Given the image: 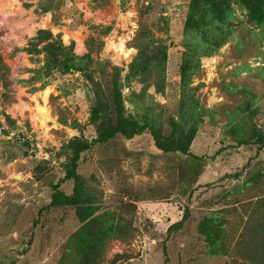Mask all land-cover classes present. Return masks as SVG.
I'll use <instances>...</instances> for the list:
<instances>
[{
	"label": "rangeland",
	"instance_id": "obj_1",
	"mask_svg": "<svg viewBox=\"0 0 264 264\" xmlns=\"http://www.w3.org/2000/svg\"><path fill=\"white\" fill-rule=\"evenodd\" d=\"M190 1L0 0V54L14 97L12 103L0 101V120L9 131L0 129V264H77L81 224L74 209L43 208L52 186L65 177L70 143L97 135L89 122L94 82L81 72H56L43 85L33 71L43 66V56L31 57L25 48L41 29L61 35L65 45L73 42L79 56L91 48V79L111 96L110 73L118 67L124 115L139 123L153 120L169 135L170 120L181 121L182 54L188 46L204 48L199 36L184 31ZM223 14L211 33L220 27L225 41L199 58L189 84L187 98L198 102L200 120L191 155L160 151L149 131L131 139L119 134L82 155L79 173L96 195L97 210L134 219L131 237L111 240L101 264H165L164 250L167 264H249L233 254L248 251L251 242L234 246L255 208L246 211L247 202L264 193V147L238 146L236 140L264 135V25L252 21L237 0H229ZM143 38L163 39L168 47L163 92L127 79ZM122 42L131 51L127 57ZM4 114L15 120L13 130ZM62 188L71 194L74 184L66 181ZM187 210L184 227L168 234ZM219 211L226 221L211 224ZM220 223L226 244L234 240L230 250L213 255L202 230L212 232Z\"/></svg>",
	"mask_w": 264,
	"mask_h": 264
},
{
	"label": "trees",
	"instance_id": "obj_2",
	"mask_svg": "<svg viewBox=\"0 0 264 264\" xmlns=\"http://www.w3.org/2000/svg\"><path fill=\"white\" fill-rule=\"evenodd\" d=\"M229 0H191L188 10V15L185 21V33H194L204 42L203 50H198L193 46H188V49L182 54V62L180 66L181 73V89L182 101L180 120H170L171 133L166 135L163 128L155 124L153 120H147L145 123H139L134 119L128 118L123 113L122 88L123 82L118 67H113L111 76L112 93L107 96L100 82L91 79L90 75V60L91 48L89 53L79 56L75 52V44L65 45L61 35H54L53 32L46 29L38 31L37 35L31 40L25 51L31 57L41 59L40 63L43 66L38 70H33L38 73V80L43 82V85L49 84V77L54 73L72 74L81 72L88 80L94 82L93 103L90 109L89 122L97 130V135L93 140L74 139L70 145V157L66 164L65 177L60 179L52 186V195L50 203L43 208L47 212L58 209L71 207L75 211L78 222L81 224L76 231L75 237L77 240L76 254L77 264H101L108 243L111 240H126L128 232L132 231L134 219L124 218L117 211H100L97 210L96 195L88 186L87 180L79 173V163L82 155L90 151L96 144L106 143L115 136L121 134L124 137L131 139L137 135H141L149 131L157 149L164 153H182L189 155L191 153V145L198 133L200 120L197 117L198 102L190 95L189 84L191 77L197 74L200 69V57L211 55L218 50L225 41L222 30L212 34V23L218 22L224 17L223 9ZM237 2L247 11L249 18L264 25V0H237ZM224 20H222L223 22ZM148 37L147 35H145ZM143 40L137 44L138 53L130 67L128 80L139 79L147 88L155 86L158 92H163L166 87V71L168 61V47L163 39L151 38L148 41ZM10 69L4 58L0 54V101L5 103L14 102V97L11 93ZM194 101V102H193ZM6 125L13 130L15 120L4 114ZM4 125L0 120V129ZM3 132L8 135L9 131L3 129ZM238 146L259 145L264 147V135L260 132L254 133L249 137L237 139ZM191 155V154H190ZM197 157V156H195ZM239 175V174H234ZM259 180L264 181V176L261 175ZM66 181H72L74 184L73 192L67 194L62 185ZM249 198V197H248ZM246 198V199H248ZM256 198V201L253 199ZM249 205L246 206V211L251 208L253 212L248 214V218L243 223L241 233L236 238L234 249L239 246H247V242H251V249L244 252H236L237 257H241L247 263L264 264V193L250 197ZM252 204V205H251ZM126 211L131 212L132 205H126ZM257 210H259L257 212ZM217 213L216 219L209 218L211 224L223 218ZM117 218L119 220H117ZM189 218L187 210L182 219L173 224L168 229V234L180 231ZM226 217L223 218V222ZM222 224L220 223L214 231L205 232L202 234L207 237L209 244L214 247L213 255L220 251V248L230 250L234 237L230 238L229 245L221 231ZM125 233V234H124ZM219 253V252H218ZM165 264L168 263V255L164 250ZM239 257V258H240Z\"/></svg>",
	"mask_w": 264,
	"mask_h": 264
},
{
	"label": "bare ground",
	"instance_id": "obj_3",
	"mask_svg": "<svg viewBox=\"0 0 264 264\" xmlns=\"http://www.w3.org/2000/svg\"><path fill=\"white\" fill-rule=\"evenodd\" d=\"M120 52L127 57V56H129V53L131 51L127 50L126 47H125V45L122 42L121 45H120ZM48 93H49L48 90L45 91V96H44L45 102H46ZM40 112L42 114H44L46 117L48 116V110H47V108L45 106H42V108H40ZM16 178H20V175H17Z\"/></svg>",
	"mask_w": 264,
	"mask_h": 264
}]
</instances>
